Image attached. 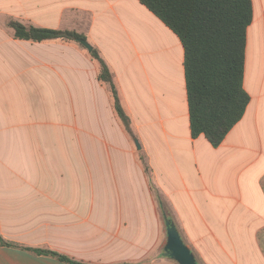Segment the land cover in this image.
Segmentation results:
<instances>
[{"label":"crops","instance_id":"0c3cea01","mask_svg":"<svg viewBox=\"0 0 264 264\" xmlns=\"http://www.w3.org/2000/svg\"><path fill=\"white\" fill-rule=\"evenodd\" d=\"M252 1L251 101L215 148L191 134L180 38L139 0H0V236L19 246L0 243V264H66L24 248L163 264L165 211L200 264H264V77L251 88L247 75L264 0ZM10 21L85 35L112 72L132 135L81 42L19 40ZM80 131L113 133L87 154V175H78V140L64 153L46 134Z\"/></svg>","mask_w":264,"mask_h":264},{"label":"trees","instance_id":"16d2710c","mask_svg":"<svg viewBox=\"0 0 264 264\" xmlns=\"http://www.w3.org/2000/svg\"><path fill=\"white\" fill-rule=\"evenodd\" d=\"M181 40L192 137L204 135L218 148L244 118L251 97L244 87L248 29L254 20L252 0H139ZM19 40L44 42L55 39L86 40L71 30L44 29L10 21ZM91 56L99 63L98 79L106 84L114 110L132 135L131 118L122 106L112 72L98 49ZM146 173L149 172L145 164ZM4 246L19 247L0 236ZM66 264H90L60 253L24 248Z\"/></svg>","mask_w":264,"mask_h":264},{"label":"rangeland","instance_id":"374dc122","mask_svg":"<svg viewBox=\"0 0 264 264\" xmlns=\"http://www.w3.org/2000/svg\"><path fill=\"white\" fill-rule=\"evenodd\" d=\"M250 37H249V54H248V69H247V75L249 79V83L251 85V88L257 87V85H260L262 78L264 77V29L262 25H255L250 31ZM86 122L84 121L83 127H86ZM47 138L48 139H54L60 142L63 147L59 148L60 151L64 152L66 151V148L64 147L65 142L67 140L73 139L78 140L79 142V148H78V157H79V174L78 175H87V154L89 152L91 153H97L98 154L102 151V145L103 140L111 139L113 136V133L110 132H87V131H80L78 133H53L48 132ZM112 135V136H111ZM111 137V138H110ZM134 137H130L129 140L132 144V147L136 150V152L139 155L140 158V151L137 150V145H135ZM95 143H98L97 145ZM91 146V148H90ZM142 157V156H141ZM144 157V156H143ZM142 157V160L144 161ZM97 160V157H96ZM97 161H96V170H97ZM161 200V197H160ZM168 213L167 211L162 212V219H163V247L162 251L160 253V259L164 261L163 264H178L176 261L170 259L165 255L164 246L167 241V228L165 225V215ZM168 218L171 219L170 216ZM172 220V219H171ZM264 248V244H263Z\"/></svg>","mask_w":264,"mask_h":264},{"label":"water","instance_id":"95a60500","mask_svg":"<svg viewBox=\"0 0 264 264\" xmlns=\"http://www.w3.org/2000/svg\"><path fill=\"white\" fill-rule=\"evenodd\" d=\"M81 43L88 51L92 52L93 47L86 40H82ZM135 143L140 150L142 147L138 140H135ZM165 225L167 228V241L164 246L165 255L178 264H200L191 248L182 239L175 223L168 218L167 214L165 215Z\"/></svg>","mask_w":264,"mask_h":264}]
</instances>
